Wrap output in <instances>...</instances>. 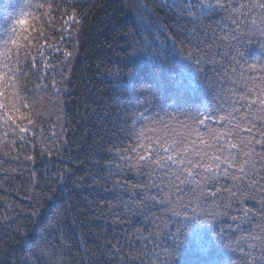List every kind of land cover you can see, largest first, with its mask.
<instances>
[{"label":"snow or ice","instance_id":"snow-or-ice-1","mask_svg":"<svg viewBox=\"0 0 264 264\" xmlns=\"http://www.w3.org/2000/svg\"><path fill=\"white\" fill-rule=\"evenodd\" d=\"M84 7L0 0V192L25 171L35 181L37 148L51 155L68 143L65 70L80 50ZM163 7L166 20L129 34L125 55L96 69L110 95L98 107L83 102L92 170L36 182L30 213L6 209L0 252L19 249L17 264H64L73 249L79 264L89 255L91 264H264V58L245 55L253 42L264 50V0ZM158 10L137 5L133 29ZM85 210L104 220L92 247L68 225Z\"/></svg>","mask_w":264,"mask_h":264},{"label":"trees","instance_id":"trees-1","mask_svg":"<svg viewBox=\"0 0 264 264\" xmlns=\"http://www.w3.org/2000/svg\"><path fill=\"white\" fill-rule=\"evenodd\" d=\"M79 3L85 5L81 11H87L89 14L87 25L79 37L80 50L69 68L65 70L68 81L61 107L68 121L69 130L66 131L68 143L64 144L63 139L57 141L52 145L51 155L47 153L41 155L37 148L34 163H28L29 169H35V181L30 183L28 172L25 171L23 176L11 184L6 193L0 192V236H3L5 231L3 221L8 219L6 209L8 211L14 209L13 216L30 213L29 197L34 194V191H40V188L36 187V182L44 187L48 178L58 176L64 169L72 172L74 178L86 177L92 170L91 155L94 139L93 135L89 134L91 123L87 121L80 123L85 111L83 102L88 100L92 107H98L110 95L108 85L102 83L106 75L105 68L101 67L100 72L96 69L98 66L108 65L109 61L116 62L125 55L121 49L126 47L129 34L135 30L149 32L156 21L166 20L167 9L163 6L171 3V0H150V6L156 5L159 10L153 11L150 19L145 18L144 24L147 27L136 29H133V26L137 23V5H142L144 0H79ZM92 4H96V7L91 8ZM74 44L75 41H73ZM246 50V57L253 61L264 58V50L255 42L246 45ZM111 68L115 69V63L111 65ZM86 123L88 127H85ZM56 131L60 132L59 127ZM96 139L99 137L97 136ZM69 186L72 187L71 184ZM49 195L51 193L46 192L43 196L45 205L49 203L47 199ZM103 224V219L96 220L88 210L84 211L74 225L71 219L68 220V225L74 227L77 233V242L80 240V234L83 233L90 247L93 246V241L102 243L97 238L104 235L102 229L98 227ZM111 234L112 227L109 223L108 235L111 236ZM80 255L73 249L71 254L63 257L64 264H79ZM19 259V249L14 256L11 246L7 254L0 252V264H17ZM85 261L86 264H91L90 255L85 257Z\"/></svg>","mask_w":264,"mask_h":264}]
</instances>
